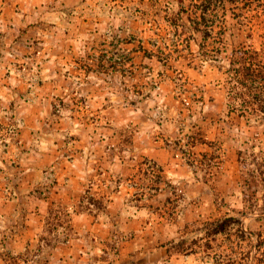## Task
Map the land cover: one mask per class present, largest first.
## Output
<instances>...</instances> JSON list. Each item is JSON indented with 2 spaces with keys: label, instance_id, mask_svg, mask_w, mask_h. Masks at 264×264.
<instances>
[{
  "label": "rangeland",
  "instance_id": "1",
  "mask_svg": "<svg viewBox=\"0 0 264 264\" xmlns=\"http://www.w3.org/2000/svg\"><path fill=\"white\" fill-rule=\"evenodd\" d=\"M165 1L0 0L19 54L0 66V264H264V113L238 95L215 40L201 54L192 0L184 29ZM229 13L224 55L264 53V0ZM93 139L91 176L67 208L59 167ZM46 142L52 160L37 155ZM36 174L16 217L13 178L29 187ZM110 201L123 221L108 218ZM11 232L34 238L17 252Z\"/></svg>",
  "mask_w": 264,
  "mask_h": 264
},
{
  "label": "trees",
  "instance_id": "2",
  "mask_svg": "<svg viewBox=\"0 0 264 264\" xmlns=\"http://www.w3.org/2000/svg\"><path fill=\"white\" fill-rule=\"evenodd\" d=\"M241 0H192L190 6L195 17L188 18L195 26L192 27L194 32L199 33L202 38L198 43L201 50V54L204 57H209L207 51V45L209 39L215 40L219 45L215 50H212L216 54V60H229L232 68L231 82L234 84V88L238 89L241 87L243 93H237L245 102H248L246 93L249 97H252L260 107L257 110H253L254 113H264V60L262 55L257 50H245L244 48H235L232 53L225 56L224 50L225 45L227 46V35H234L235 26L231 25L230 22V11L235 7H238ZM166 13L169 10L174 12L173 16H165L170 23L174 24L175 27L185 28L186 24L183 22V15L188 11L186 3L183 0H166L164 6L161 7ZM172 17V18H171ZM190 17V16H189ZM221 18L219 29L216 27L215 22ZM204 25L205 28H202ZM184 33H181L182 37ZM188 35V34H184ZM179 36V37H180ZM188 42L195 40V37L190 34L188 38H185ZM224 44V45H222ZM252 52V53H251ZM213 57V56H211ZM250 83V84H249ZM261 87V88H260ZM264 88V87H263ZM257 89V90H256ZM254 92V94H253ZM256 92V93H255ZM246 112V111H245ZM245 112L241 110V115H245Z\"/></svg>",
  "mask_w": 264,
  "mask_h": 264
},
{
  "label": "crops",
  "instance_id": "3",
  "mask_svg": "<svg viewBox=\"0 0 264 264\" xmlns=\"http://www.w3.org/2000/svg\"><path fill=\"white\" fill-rule=\"evenodd\" d=\"M18 22H20V20H18ZM16 24V16L14 15V13L12 11H3L0 14V66L3 64V62H5L10 56L13 57V59H15V57H19V54L16 51L15 48V44H11L8 43L6 39V37L8 36L9 33H7L6 35L4 33L1 32V29L6 28V27H14L13 25ZM19 59V58H18ZM6 81V78L3 77L0 74V92L1 91H5V86L3 85L4 82ZM13 81V79H12ZM3 83V84H2ZM91 141H83L81 140L79 143H77V147H78V151L81 153H84V155H81L79 157H77L76 159H74L72 162L68 161V163H66L64 160L61 162V166L59 167V171H58V179H59V184H58V189H59V194L63 197V205L67 208L73 207L74 205H76V207H78V205L81 202V196L83 195L85 188L87 186L86 181L89 180L90 176L89 175V167H87L86 162L90 161L88 156V149L90 148V146L93 145H97L96 143V139H93ZM31 142V140H30ZM43 147L47 148L49 150V152L47 153H42L39 152L37 155H44L45 156V160H52L54 158V156L56 157V154H51V152H55V145L51 143L46 142L45 144H43ZM91 156L93 158H95V155L93 153H91ZM35 158V157H34ZM80 160L85 161V164L80 162ZM163 170V169H162ZM164 172V171H163ZM40 174H36L32 184L29 187L24 186L23 188L20 186H16V182L14 181L13 178V182L11 185V188L14 190L13 192V198L9 197V201L13 203V206L15 208V216L17 217L18 215V210H19V197H16L15 194L18 193V195L20 194L18 191L19 189H23L24 191H26L25 193H31V191L33 190V186L40 182V179L42 176H44V174L41 176ZM45 177V176H44ZM4 199L5 196H0V206H3V204H5ZM10 204V203H9ZM110 208V212H108V218L113 219L116 218L117 220L120 221V219L123 221L125 218V213H123L122 211H120V209L118 208V206H114L113 202L110 201V205H108ZM115 210V212H113ZM0 215L2 216V212H0ZM82 214L80 215V217L76 216L75 219H79L82 218ZM3 217V216H2ZM15 217V218H16ZM95 218V217H94ZM130 219V216H126V220ZM108 220L107 218H103L102 219V223H104L105 225H107ZM29 225H35L33 222L29 221L28 222ZM27 224V225H28ZM109 224V223H108ZM8 240L12 243V245L14 246L15 251H20V249H22L23 246V242L27 241L28 239L33 240V236H23V235H19L18 233H14L11 232L10 235H8ZM3 239L5 240V238H3V234L0 233V242L3 241ZM75 253V248L73 249H68L66 252V256L65 258H70V255Z\"/></svg>",
  "mask_w": 264,
  "mask_h": 264
}]
</instances>
